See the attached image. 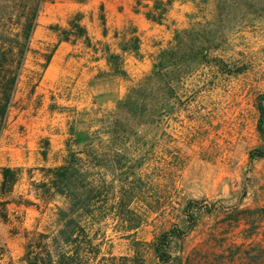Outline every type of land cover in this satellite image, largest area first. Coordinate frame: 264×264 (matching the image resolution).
Segmentation results:
<instances>
[{
	"label": "rangeland",
	"instance_id": "rangeland-1",
	"mask_svg": "<svg viewBox=\"0 0 264 264\" xmlns=\"http://www.w3.org/2000/svg\"><path fill=\"white\" fill-rule=\"evenodd\" d=\"M122 1L127 0H46L42 6L0 138V183L4 167L20 172L11 191L0 189V264H20L26 230L51 233L60 227L57 206L67 202L60 195L46 202L43 169L64 162L72 127L80 137L90 136L112 164L107 177L91 168L104 189L98 197L102 203L114 202L123 172L136 174L138 198L127 215L143 223L127 236L121 222L106 218L96 230L101 264H156L149 242L169 229L185 228L184 207L190 200L213 210L200 212L197 225L173 240V252L188 255L183 264H219L218 254L229 245L264 241V213L254 216L257 228L251 236L243 230L244 220L236 223L227 215L237 204L264 206V158L250 159L251 150L262 143L257 123L258 107L264 104V8L221 11L216 0H162L164 13L172 4L162 23L139 22V52L123 55L115 37L130 38L137 26L128 22L108 30L106 42L100 26L105 22L102 4L111 27ZM152 8L162 10L154 0ZM79 12L88 32L101 41L93 38L88 46L83 38L58 40L51 26L67 27ZM178 31L191 47L207 39L203 53L185 64V72L169 62L163 76L147 80L158 55L176 46ZM106 48L121 55L124 73L112 72ZM129 94L130 105L122 108ZM116 125L118 131L109 132ZM109 183L113 187L105 192ZM147 203L155 210H148Z\"/></svg>",
	"mask_w": 264,
	"mask_h": 264
},
{
	"label": "trees",
	"instance_id": "trees-1",
	"mask_svg": "<svg viewBox=\"0 0 264 264\" xmlns=\"http://www.w3.org/2000/svg\"><path fill=\"white\" fill-rule=\"evenodd\" d=\"M45 1L0 0V138L7 125L9 111L13 105L26 58L31 51L32 38ZM193 1L206 3L208 0ZM167 3L170 1L168 0ZM167 3L155 0L154 7L162 10L159 13H155L153 10L147 11V17L153 21L161 22ZM216 3L217 9L221 11L230 10L236 6L254 10H258L260 6L261 9L264 8V0H216ZM81 19L82 14L76 13L69 18L67 27L56 24L52 25L51 29L56 32L59 41L73 42L83 38L85 43L90 46L91 39L87 28L81 23ZM184 33H188V30H184ZM175 39L177 40L176 46L158 55L147 80H158L163 76L164 69L169 66V62L177 64L181 67L180 69L187 62H196L207 44V39H203L200 44H193L191 47L184 42L180 31L176 33ZM139 41V38L134 35L121 43L120 48L122 51H133L138 54ZM52 53L47 55L45 64L50 62ZM181 55L183 58L179 59ZM106 60L113 73L122 74L125 72L122 69L123 61L119 53L106 48ZM185 70L186 67L181 71L185 72ZM130 102L129 94L127 99L121 101L122 108L130 105ZM258 110L257 128L262 143L259 147L251 150V161L264 158V104L260 103ZM118 126L116 125L109 132H117L116 127ZM66 144L68 153L63 164L43 169L47 181L43 182L42 186L47 188L49 195L46 202L49 203L55 195L63 196L67 202L66 207L57 206L60 227L51 233L37 229L26 230L25 251L20 264H101L99 259L101 243L98 241L97 231L104 224L106 218L112 216L113 219L121 222L125 232H128L127 236H132L134 233L129 232H135L134 230H137L143 223L142 218L135 220L127 215V212L129 214L133 212L131 204L134 199L138 198L137 187L134 184L136 181L134 170L122 173L119 194L112 193L114 202L102 203L98 197L103 194L104 189L101 190L102 185L98 184V178H96L98 172L93 171L94 175L92 176L91 168H99L101 176L107 177L112 170L110 159L104 153L101 154V149L95 147L90 136L80 137L73 127L70 128V137ZM74 145H83V147L76 150ZM43 154L46 155V153ZM87 163L89 164L86 165ZM19 175V169L4 167L0 183L1 192L11 191L18 181ZM134 175L135 177L132 178ZM103 187L106 188L105 192H108L109 187H113V183ZM23 204L39 207L32 201H24ZM200 204L199 200L187 202L184 207L185 228L177 226L169 229L149 242L152 255L156 258V264H172L173 262L183 264L184 260L185 263L188 262V255L173 252L172 242L197 225L200 212L203 210L212 212V207L207 209V206L203 207ZM148 210H155L150 203ZM262 213H264V206L252 208L241 207L240 204L232 206L227 211V215L236 223H240L241 220L245 221L247 227L243 230L249 234L248 236H251L257 228L256 221H253L254 216ZM248 220L250 221L248 222ZM135 242L138 243V241ZM67 246L71 248L69 251L66 249ZM225 252L218 254L219 264H264V241L261 240L251 239L248 242L233 243L225 248ZM2 256L4 253L0 249V259Z\"/></svg>",
	"mask_w": 264,
	"mask_h": 264
},
{
	"label": "crops",
	"instance_id": "crops-1",
	"mask_svg": "<svg viewBox=\"0 0 264 264\" xmlns=\"http://www.w3.org/2000/svg\"><path fill=\"white\" fill-rule=\"evenodd\" d=\"M164 1H166V0H164ZM174 1L175 0H172V4ZM121 4L124 5V8L122 10L118 9V15L119 16L115 15L116 18L114 20V26H111V27L108 25V10H107L106 6L104 4H102V12L104 13V17H105L104 24L102 23V25H100L103 29V32H102L103 40H105L103 42H106V39L108 38V30L119 29L121 26L124 27L128 22H130L134 26H137L136 28L134 27V29H133L134 31H132L130 37L135 35L140 40V37L137 35V33H140V30L142 28L140 26L139 22L142 21L143 23H145V20H146L147 22H150L152 24L156 23V21H153V20L147 18V15H146L147 11H150L153 9L152 8L153 0H127V1H122ZM172 4L168 7L167 11L163 14V20H164V16L171 9L170 7H172ZM142 7L145 9L143 10ZM79 13H81V12H79ZM81 14H82L81 23L87 28V25H85V23H84L85 15H83V13H81ZM157 23H162V22H157ZM104 29H106V32H104ZM88 34H89V37L91 38L92 41H93V38H97V37H92L90 32H88ZM115 38L118 40V42L116 43L117 46H120L121 43H123L124 41H127L129 39V37H127L126 35H123V37H121V38H119V36L117 35ZM96 41H101V40L97 38ZM139 43H140V41H139ZM123 52H124L123 55H125L126 53H129V51H123Z\"/></svg>",
	"mask_w": 264,
	"mask_h": 264
}]
</instances>
